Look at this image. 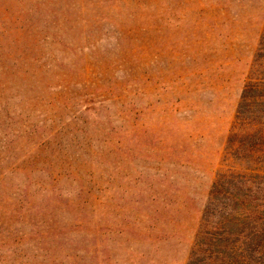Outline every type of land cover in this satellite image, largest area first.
<instances>
[{
    "label": "rangeland",
    "instance_id": "374dc122",
    "mask_svg": "<svg viewBox=\"0 0 264 264\" xmlns=\"http://www.w3.org/2000/svg\"><path fill=\"white\" fill-rule=\"evenodd\" d=\"M230 173L264 201V0H0V264H264L197 242Z\"/></svg>",
    "mask_w": 264,
    "mask_h": 264
},
{
    "label": "trees",
    "instance_id": "16d2710c",
    "mask_svg": "<svg viewBox=\"0 0 264 264\" xmlns=\"http://www.w3.org/2000/svg\"><path fill=\"white\" fill-rule=\"evenodd\" d=\"M254 85L256 84L249 83L243 89L240 96L241 103L252 92ZM247 181L246 179L235 181L230 173L226 176L218 175L213 182L203 216L209 209L214 220L209 223L204 219L207 217H203V223H200L197 232V242L204 247V250L214 241L221 247L242 246L243 249V245L246 244L249 249L263 252L264 201L257 197L260 188L249 189L245 185ZM207 227L209 229H206Z\"/></svg>",
    "mask_w": 264,
    "mask_h": 264
}]
</instances>
